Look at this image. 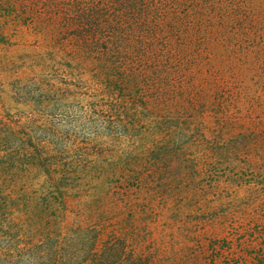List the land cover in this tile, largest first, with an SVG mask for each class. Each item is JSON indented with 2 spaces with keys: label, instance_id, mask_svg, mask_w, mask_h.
I'll return each instance as SVG.
<instances>
[{
  "label": "trees",
  "instance_id": "16d2710c",
  "mask_svg": "<svg viewBox=\"0 0 264 264\" xmlns=\"http://www.w3.org/2000/svg\"><path fill=\"white\" fill-rule=\"evenodd\" d=\"M183 1L83 0L70 49L23 60L9 90L28 108L0 107V264H151L131 238L157 204L201 208L226 136L184 85Z\"/></svg>",
  "mask_w": 264,
  "mask_h": 264
},
{
  "label": "rangeland",
  "instance_id": "374dc122",
  "mask_svg": "<svg viewBox=\"0 0 264 264\" xmlns=\"http://www.w3.org/2000/svg\"><path fill=\"white\" fill-rule=\"evenodd\" d=\"M183 3L171 5L170 19L177 22L173 41L185 50L184 85L203 102L210 125L223 129L226 143L215 147L217 156L208 148L209 170L201 175H216L198 182L201 208L174 216L157 204L145 233L141 228L131 240L151 264H264V0ZM79 4L0 0V107L28 108L11 99L9 82L29 72L24 59L70 49L74 37L64 34V17ZM11 63L20 68L8 70Z\"/></svg>",
  "mask_w": 264,
  "mask_h": 264
}]
</instances>
